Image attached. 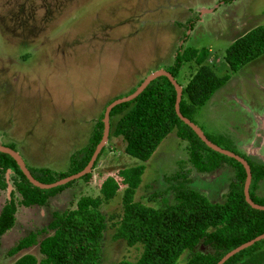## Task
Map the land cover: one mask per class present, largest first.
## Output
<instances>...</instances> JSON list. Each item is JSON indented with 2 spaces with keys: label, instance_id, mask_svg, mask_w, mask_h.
<instances>
[{
  "label": "rangeland",
  "instance_id": "1",
  "mask_svg": "<svg viewBox=\"0 0 264 264\" xmlns=\"http://www.w3.org/2000/svg\"><path fill=\"white\" fill-rule=\"evenodd\" d=\"M264 26V0H0V143L16 151L28 168L65 173L70 159L87 147L108 101L127 94L149 73L166 69L179 48H208L207 63L229 79L193 115L211 139L224 137L232 150L264 163V53L229 72L225 50L249 30ZM182 50V49H179ZM195 70L180 68L183 84ZM121 137H110L88 183L76 181L45 206H17L14 226L0 239V264L32 254L7 251L30 232L44 229L55 211L74 209L81 196L95 197L106 176L142 164L133 200L159 208L173 201L183 178L212 202H222L228 168L198 173L188 162L187 143L169 133L146 162L123 152ZM0 190V210L12 189ZM257 194L264 195V183ZM100 206L110 224L120 218L122 189ZM17 198L18 195L15 194ZM166 201V202H165ZM107 228L100 264L136 260L140 245L128 247ZM50 232L40 233L39 241ZM189 253L180 257L186 261Z\"/></svg>",
  "mask_w": 264,
  "mask_h": 264
},
{
  "label": "trees",
  "instance_id": "2",
  "mask_svg": "<svg viewBox=\"0 0 264 264\" xmlns=\"http://www.w3.org/2000/svg\"><path fill=\"white\" fill-rule=\"evenodd\" d=\"M179 49L173 62L164 70L181 87L178 104L180 114L193 122V115L224 85L229 74L219 76L215 71V63H207L210 57L208 48ZM262 53L264 26H258L228 46L224 61L228 71L235 72ZM185 64L194 65L195 70L180 84L176 79L179 77L180 68ZM135 88L107 104L132 93ZM175 96V90L166 77L160 76L152 80L134 99L111 109L108 140L110 137H121L125 143L124 154L146 162L160 142L169 133L175 132L177 138L187 143L188 162L198 173H212L222 165L227 166L229 182L223 201H210L199 190L187 185L185 174L179 172L170 177L174 180L183 178L172 187V203L159 208L145 205L133 200V195L141 183L144 166L139 164L127 167L120 170L119 182L106 176L100 181L97 196H81L74 209L53 212L44 229L30 232L7 251L8 256H13L23 249L37 245L41 255L39 260L27 253L11 264H100L107 228H115L113 239L123 240L128 247L140 245L142 249L136 260H120L114 264H216L227 252L264 233V210L252 208L244 199L243 185L246 175L243 166L235 159L207 147L178 118L174 110ZM102 117L103 114L96 121L87 147L71 157L67 172L57 173L47 168L26 166L31 175L37 181L49 184L81 171L100 141ZM205 137L247 162L251 175L249 198L254 204L264 206V195L256 193L264 183V163L255 157L232 150L225 144L227 140L224 137ZM103 153L104 148L97 155L92 170ZM7 171L12 174V189L0 210V239L14 226L17 206H45L48 198L62 192L76 181L88 183L92 178L90 171L64 185L39 189L27 181L9 155L0 153V190L8 187L5 178ZM120 185L124 186L120 218L108 224L106 216L99 208L117 195ZM15 194L18 195L17 198ZM46 231L50 233L38 241V235ZM186 252L189 256L186 261L181 262L180 257ZM223 264H264V239L234 254Z\"/></svg>",
  "mask_w": 264,
  "mask_h": 264
},
{
  "label": "water",
  "instance_id": "3",
  "mask_svg": "<svg viewBox=\"0 0 264 264\" xmlns=\"http://www.w3.org/2000/svg\"><path fill=\"white\" fill-rule=\"evenodd\" d=\"M160 76H164L166 77L170 83L172 84L174 90H175V104H174V110L176 115L178 116V118L184 123L186 124L189 128H191V130L197 135V137L210 149L221 153L223 155H226L230 158L235 159L236 161H238L242 166L243 169L245 171V180H244V185H243V194H244V199L247 202V204H249L252 208L257 209V210H264V206H260L257 204H254L251 199L249 198L248 195V187L250 184V180H251V175H250V170H249V166L247 164V162L239 157L238 155L222 149L218 146H216L215 144L211 143L203 134V132L201 131V129L199 127H197L193 122H191L189 119L183 117L180 112H179V101H180V96H181V87L177 84V82L175 81V79L172 77V75L165 71L164 69H158L155 70L151 73H149L148 75H146L142 81L139 83V85L134 89V91L124 97H120L118 99L113 100L112 102H110L109 104H107L104 108V112H103V117L101 119L102 124H103V129H102V135L100 138V141L97 143V145L94 148V151L88 161V163L86 164V166L79 172L66 176L64 178L58 179L53 183H49V184H45V183H41L39 181H37L29 172L28 168L26 167L24 161L22 160V158L20 157V155L14 151L11 148H8L2 144H0V153H4L9 155L14 162L16 163L17 167L19 168V170L21 171V173L24 175V177L27 179V181L34 187H37L39 189H50V188H54L57 186H61L64 185L70 181L79 179L80 177H82L83 175L89 173L92 169V165L94 163V161L96 160L97 155L99 154L100 150L104 147L107 139H108V133H109V113L111 111V109L121 103L124 102H128L131 101L132 99H134L136 96H138L145 88L146 86L154 79L160 77ZM9 189V186L7 187V190ZM10 191V190H9ZM264 239V233L260 234L259 236L251 239L248 242H245L241 245H239L238 247L234 248L233 250L227 252L225 255H223V257H221V259L216 263V264H223L228 258H230L231 256H233L234 254L238 253L239 251L251 246L252 244H254L257 241H260Z\"/></svg>",
  "mask_w": 264,
  "mask_h": 264
},
{
  "label": "crops",
  "instance_id": "4",
  "mask_svg": "<svg viewBox=\"0 0 264 264\" xmlns=\"http://www.w3.org/2000/svg\"><path fill=\"white\" fill-rule=\"evenodd\" d=\"M1 144V143H0ZM2 145H4V144H2Z\"/></svg>",
  "mask_w": 264,
  "mask_h": 264
}]
</instances>
